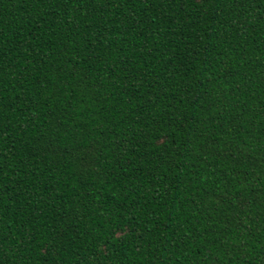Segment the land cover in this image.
<instances>
[{"label": "trees", "instance_id": "16d2710c", "mask_svg": "<svg viewBox=\"0 0 264 264\" xmlns=\"http://www.w3.org/2000/svg\"><path fill=\"white\" fill-rule=\"evenodd\" d=\"M0 264H264V0H0Z\"/></svg>", "mask_w": 264, "mask_h": 264}]
</instances>
